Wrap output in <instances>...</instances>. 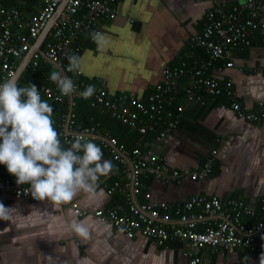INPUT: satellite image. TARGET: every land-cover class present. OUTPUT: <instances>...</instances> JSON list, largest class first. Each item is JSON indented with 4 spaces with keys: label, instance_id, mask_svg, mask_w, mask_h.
Instances as JSON below:
<instances>
[{
    "label": "crops",
    "instance_id": "1",
    "mask_svg": "<svg viewBox=\"0 0 264 264\" xmlns=\"http://www.w3.org/2000/svg\"><path fill=\"white\" fill-rule=\"evenodd\" d=\"M247 1L115 0L112 7L117 18L100 20L96 26L105 37L103 45L98 48L89 33L81 35L76 44L82 48L79 53L81 79L95 88L104 89L112 100L130 95L146 101L161 83L166 68L174 67L185 59V62L193 61L191 38L203 31L208 11L224 6L227 13L232 6H244ZM0 2L8 10L17 9L22 13V21L12 26V31L21 35L28 33L25 21L37 16L46 5L45 0ZM261 21L264 23V7ZM251 38V47L238 48L233 53L234 67L225 68L220 73L215 71L214 75L225 83L223 88L231 80L239 104L255 112L259 104L264 103V31L253 33ZM22 60L17 63V68ZM39 69L44 71L45 79L42 85L33 84L38 89L47 88L59 94L49 75L54 70H61L45 58L40 61L37 72ZM28 71L29 67L26 73ZM63 74L66 75L65 72ZM22 79L18 83L20 87H23ZM204 95L206 99L200 103H185L177 128L149 146L159 156L163 170L169 174L199 172L210 159L213 160L212 174L205 180L182 182L143 177L144 189L136 198L138 204L146 203L148 194L151 205H179L194 197H206L223 201L241 199L253 209L261 208L264 200V184L261 183L264 180V120L251 122L240 117L231 110L230 99L225 95ZM42 99L49 103L55 101L47 97ZM78 101L72 95L64 102L51 104L58 106L59 115L63 112L61 130L71 115H75L78 126L97 128L96 144L105 150L103 142L105 137H113L112 131L100 127L99 122L90 127L79 123L76 116ZM100 114L114 118L109 112ZM55 118L53 113V120ZM104 158L111 160L118 171L100 178L99 189L103 195L93 202L81 194L71 203L56 208L47 201L33 203L17 200L10 193L0 195V202L16 208L11 213V220L0 221V264H191L187 249L178 240H172L166 247H160L140 235L131 240L94 216L80 218L74 213L73 204L91 211H108L122 205V201L126 204L120 192L109 193V188L116 183H125L124 170L109 153ZM0 178L18 186L16 178L6 167L0 172ZM18 187L27 189L29 186ZM251 219L248 217L244 222L250 223ZM73 221L91 226L88 239L67 230V224ZM200 255L207 264H260L245 250L216 251L207 248Z\"/></svg>",
    "mask_w": 264,
    "mask_h": 264
},
{
    "label": "built area",
    "instance_id": "2",
    "mask_svg": "<svg viewBox=\"0 0 264 264\" xmlns=\"http://www.w3.org/2000/svg\"><path fill=\"white\" fill-rule=\"evenodd\" d=\"M63 2L64 0H45V8L34 18L25 21L27 35L15 34L12 31V26L22 21V13L17 9L3 8L0 4V83L14 76L17 63L30 52L32 45L53 20ZM114 2L115 0H71L45 43L46 60L63 68L66 76L75 82L77 92L83 91L89 83L81 79V71L78 74L66 71V55L82 50L81 47L75 46V42L83 34L99 32L96 26L100 20L117 18L112 7ZM263 7L264 0H248L244 6H235L227 13L224 6L208 11V23L203 33L193 36L190 42L194 55V50L201 48L205 50L208 58L198 61L195 69H188L185 62L166 68L161 83L149 96L148 104L130 95L112 100L100 87L96 88L90 99L85 100L78 94H75L74 98L88 101L100 113L109 112L123 125L138 130L141 134H146L149 130L154 131V127L148 130L147 124L142 125V117L151 121L160 116L164 107L175 103L181 91L186 93L182 105L178 108L181 115L185 111V103H200L204 100L203 94L212 97L225 95L230 99L231 110L240 117L251 122H262L264 103L259 104L255 112L242 107L237 100L232 81L229 80L226 88H223L225 83L223 84L214 72L220 73L225 68H233L232 57L236 47H251V34L259 28L264 30V23H259ZM82 13L84 15H81ZM42 58L40 54L34 57L29 66L32 74L37 71ZM221 61L225 62L224 68L218 69L216 66ZM38 90L42 98L47 97L57 102H64L66 98L47 88ZM179 123L180 119L169 122L166 128L159 132L156 141L166 138ZM96 129L78 126L75 115H71L63 125L59 138L62 145L66 146H70V142L77 135L89 137L96 143ZM103 147L124 170L125 183H116L114 187L109 188V193L112 195L120 192L124 195L126 204L108 211L83 210L79 205L73 204L72 209L78 217L94 216L131 240L140 235L160 247H166L172 240H178L187 249L191 264H205L200 253L207 248L216 251L245 250L260 261L261 254H264V222L256 225L244 222V217L254 218L257 210L241 199L223 201L219 198L194 197L179 205H151L150 195L147 194L146 203L136 202V198L144 189L143 177L152 176L160 180L173 179L178 182L205 180L212 174V159L199 172L169 174L163 170L159 156L149 145L130 150L120 145L116 138L107 136ZM5 167L0 164V172ZM3 193L12 194L17 200L41 202L33 199L26 189L0 178V195ZM261 210L264 212V200L261 202Z\"/></svg>",
    "mask_w": 264,
    "mask_h": 264
},
{
    "label": "clouds",
    "instance_id": "3",
    "mask_svg": "<svg viewBox=\"0 0 264 264\" xmlns=\"http://www.w3.org/2000/svg\"><path fill=\"white\" fill-rule=\"evenodd\" d=\"M89 36L98 48L105 42L100 32H91ZM66 59V71L78 74L81 57L67 54ZM63 72L54 70L49 75L61 96L78 94L87 100L95 94L96 88L91 84L77 92L73 79ZM53 113V106L42 99L36 85L20 87L13 78L0 83V164L16 178L18 186H29L26 191L35 200L47 201L59 208L83 194L93 202L103 195L99 189L100 178L118 169L104 158L102 148L84 135L75 136L65 148L54 127ZM15 210L0 202V221L11 220ZM90 227L84 222L67 224L69 232L83 239L90 237ZM260 264H264V254L260 256Z\"/></svg>",
    "mask_w": 264,
    "mask_h": 264
},
{
    "label": "trees",
    "instance_id": "4",
    "mask_svg": "<svg viewBox=\"0 0 264 264\" xmlns=\"http://www.w3.org/2000/svg\"><path fill=\"white\" fill-rule=\"evenodd\" d=\"M0 4L2 5L3 8L7 9V7H4V5L1 2H0ZM232 8H233V6H232ZM244 14L246 16L247 12H245ZM207 23H208V19L206 16V22L204 24V27L207 25ZM259 23H262V21H259ZM203 30H204V28H203ZM259 30H260V32L264 31L262 28H259ZM259 30H257V31L259 32ZM257 31H254V33H257ZM202 33H203V31L200 34H202ZM79 39H80V37L78 38V40ZM78 40L75 42V46L78 43ZM251 40H252V38H251ZM238 48L243 49L244 47H236L235 50H237ZM244 49H246V48H244ZM194 52H195L194 59L191 63L188 62V60H187V62H185L186 59H185V61H183L188 65V67H189L188 69H195L197 67L198 58H200V59L202 58L201 60H206L208 58L205 50H203L201 48H196L194 50ZM79 53H81V52L74 51V54H76L78 56H79ZM223 65H225V62L221 61L218 63V65L216 67L222 68V67H224ZM48 66H49L48 69H50L51 66L50 65H48ZM31 74H32L31 71H28L26 73V75L24 76V78L21 81V86L24 87L25 85L30 84V83H32V84L37 83L38 85L43 84L42 82L45 79V77L43 76L44 71H42V70L40 71V69H39L38 72L36 71L35 73H33V75H31ZM155 90H156V88H155ZM149 96H148V98H149ZM185 96H186L185 91H181L180 94L177 95L175 103H173L172 106L164 107V110L161 112L160 116L154 117L151 121L147 120L145 117H142V119H143L142 125L147 124L148 130L150 129V127H154V131L149 130L146 134H141L138 130H133L128 126L123 125L120 121L112 118L110 115L102 116L100 114V112H98L95 108H93L88 101L80 100L77 102V115L76 116L78 117L77 120L79 121V123L85 125L84 127H90L94 122H99L101 124L100 127H106L107 129L111 130L113 133V137L119 141L120 145L125 146L127 149L133 150L137 147L144 148L147 145L154 143L159 132L161 130H164L169 122L182 118L183 115H181L178 112V108L182 105V102L184 101ZM203 96H204L203 99H206L204 94H203ZM207 96H209V95H207ZM148 98L145 101L146 104H148ZM44 100H46V99H44ZM51 102L52 103H50V104L56 103L55 101H51ZM56 104H58V103H56ZM53 109H54V113H55V117H56L54 119V127L59 132L61 130V125L63 124V121H64L63 112L61 113V115H59L58 106L53 107ZM102 150H103V148H102ZM103 153H104V157L107 156V154H108L105 150H103ZM122 205H123V201H122ZM245 219H248V217L243 218V220H245ZM249 221L251 224H258V223L264 222V212L261 210V208L257 210V215Z\"/></svg>",
    "mask_w": 264,
    "mask_h": 264
},
{
    "label": "water",
    "instance_id": "5",
    "mask_svg": "<svg viewBox=\"0 0 264 264\" xmlns=\"http://www.w3.org/2000/svg\"><path fill=\"white\" fill-rule=\"evenodd\" d=\"M71 0H64V2L61 4V6L59 7L56 15L54 16L53 20L48 24V26L46 27V29L42 32V34L40 35V37L38 38V40L36 41L34 47L30 50V52L24 57V59L22 60V62L20 63L19 67L17 68L14 76L12 77L13 79L16 80L17 84L20 82V80L23 78V76L25 75L29 65L31 64V62L33 61L34 57L37 54H40L43 56V58L46 59V56L44 54V52L42 51V47L48 37V35L50 34V32L52 31L54 25L56 24V22L59 20L60 16L62 15V13L64 12L65 8L67 7V5L69 4ZM51 62V61H49ZM52 63V62H51ZM53 65H55L57 68H59L60 70L61 67L57 64L52 63Z\"/></svg>",
    "mask_w": 264,
    "mask_h": 264
},
{
    "label": "bare ground",
    "instance_id": "6",
    "mask_svg": "<svg viewBox=\"0 0 264 264\" xmlns=\"http://www.w3.org/2000/svg\"><path fill=\"white\" fill-rule=\"evenodd\" d=\"M65 11V10H64ZM44 51V50H43Z\"/></svg>",
    "mask_w": 264,
    "mask_h": 264
}]
</instances>
